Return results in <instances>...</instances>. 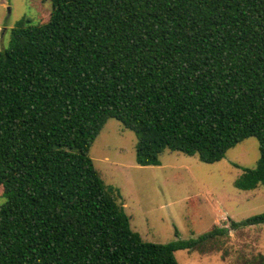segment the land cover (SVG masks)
<instances>
[{"label":"trees","instance_id":"trees-1","mask_svg":"<svg viewBox=\"0 0 264 264\" xmlns=\"http://www.w3.org/2000/svg\"><path fill=\"white\" fill-rule=\"evenodd\" d=\"M51 4L0 52V264H179L229 229L143 241L90 148L110 118L136 135L140 166L167 149L213 164L255 137L260 159L235 186L264 188V0Z\"/></svg>","mask_w":264,"mask_h":264},{"label":"rangeland","instance_id":"rangeland-1","mask_svg":"<svg viewBox=\"0 0 264 264\" xmlns=\"http://www.w3.org/2000/svg\"><path fill=\"white\" fill-rule=\"evenodd\" d=\"M51 10V0H0V52L10 48L17 22L27 19L42 24ZM136 143L131 130L110 118L89 154L103 181L120 190L131 229L143 241L167 244L199 238L214 227L228 228L198 249L176 251L178 263L258 264L264 260V224L231 227L233 221L264 213L263 187L245 191L235 186L243 169L255 168L260 159L255 137L238 143L213 164L167 149L160 155V165L140 166ZM5 200L0 187V205Z\"/></svg>","mask_w":264,"mask_h":264},{"label":"crops","instance_id":"crops-1","mask_svg":"<svg viewBox=\"0 0 264 264\" xmlns=\"http://www.w3.org/2000/svg\"><path fill=\"white\" fill-rule=\"evenodd\" d=\"M1 5H2V6H4V5H5V3H2Z\"/></svg>","mask_w":264,"mask_h":264}]
</instances>
